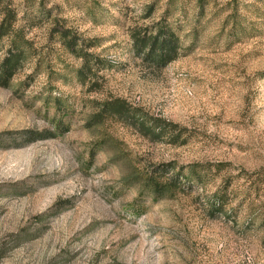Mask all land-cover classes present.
<instances>
[{
    "label": "rangeland",
    "instance_id": "obj_1",
    "mask_svg": "<svg viewBox=\"0 0 264 264\" xmlns=\"http://www.w3.org/2000/svg\"><path fill=\"white\" fill-rule=\"evenodd\" d=\"M13 2L35 54L0 86V264H264V0H237L231 15L227 0H45L99 39L112 65L99 91L75 79L79 60L43 14ZM167 10L181 50L159 69L129 34ZM113 98L182 136L92 121ZM36 132L47 138L29 141ZM166 163L198 165L202 180L157 198L137 175Z\"/></svg>",
    "mask_w": 264,
    "mask_h": 264
},
{
    "label": "trees",
    "instance_id": "obj_2",
    "mask_svg": "<svg viewBox=\"0 0 264 264\" xmlns=\"http://www.w3.org/2000/svg\"><path fill=\"white\" fill-rule=\"evenodd\" d=\"M25 1L29 2L27 7L36 8L37 12L43 14L49 21V36L55 38L70 55L79 60L78 66L74 69L75 79L85 85L89 91H99L102 85L100 81L103 78L101 72L112 66L106 57L94 51V48L99 46V39L82 37L76 30L65 25L63 18L52 16L51 10H46L44 7L45 0ZM179 1L168 0V5L177 7ZM197 2L200 8H203L207 0H197ZM227 5L233 8L229 15L237 13V0H227ZM165 12L156 22L142 29H134L129 34L134 54L143 62L159 69L176 60L181 50L180 37L166 18L169 10ZM20 19L18 7L13 0H0V44L6 46L0 61L2 87L7 86L15 73L35 54L31 40L26 37L25 27L19 22ZM108 118L126 123L142 135L156 141L168 136L172 143H177L182 136L176 123L151 116L138 107H131L125 100L119 98L96 103V111L91 120L103 121ZM44 138L47 136L36 132L28 140L36 141ZM197 166L187 165L188 171L184 172L183 167L178 168L173 163L153 165L148 172L140 173L137 177L142 187L153 196L169 197L182 190L181 180L187 181V184L202 180ZM215 207L219 211L223 210V201L217 198Z\"/></svg>",
    "mask_w": 264,
    "mask_h": 264
}]
</instances>
